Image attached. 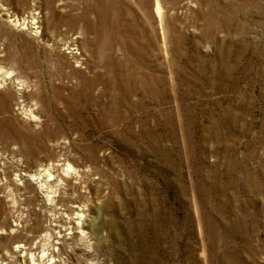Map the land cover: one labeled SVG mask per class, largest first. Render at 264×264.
<instances>
[{"label": "rangeland", "instance_id": "1", "mask_svg": "<svg viewBox=\"0 0 264 264\" xmlns=\"http://www.w3.org/2000/svg\"><path fill=\"white\" fill-rule=\"evenodd\" d=\"M162 2L0 0V264H264V0Z\"/></svg>", "mask_w": 264, "mask_h": 264}, {"label": "bare ground", "instance_id": "2", "mask_svg": "<svg viewBox=\"0 0 264 264\" xmlns=\"http://www.w3.org/2000/svg\"><path fill=\"white\" fill-rule=\"evenodd\" d=\"M152 1H153L154 6H155L154 13H155L158 21H160V25H162V27L164 26V22H166L165 19L168 16V14H170V15L176 14L181 9V6H179L178 4L172 6L170 9L169 8L166 9L164 6H162L163 0H137V3L143 11L151 13V2ZM185 4H189V3L187 2ZM0 9L4 10L3 11L4 13L2 15H6L8 17L9 22L16 23L17 25H20V26L25 25V24L27 25V22H28L27 18L26 19L24 18L23 22L21 23L20 22L21 19H19V17L17 16V13L10 11L7 7H3V6H1ZM105 11H106V9H104V8L103 9H97L98 13L101 12L102 14H104ZM170 15L168 17H170ZM149 16H151V15H149ZM30 19H31V21H30L31 26H34L35 24H38L41 22L40 16L36 17V14H34V13L31 14ZM34 28L38 29V28H41V26H34ZM75 50H76V47H75ZM0 73H1V71H0ZM3 84L5 85L6 81H3L2 85ZM28 113L30 115L32 114L30 110H28ZM91 172H92V170L89 168H86V170L74 168L70 163L67 162V159H58L55 161V163H49V165H47L46 168H44L43 170L40 171L39 175H37V174L31 175L35 179L41 180L43 182V186L46 187L47 189L50 188L49 182L53 181L56 183V187H60V189L63 188L66 190V191H61V192L59 191L60 195L57 196V198H56V204L66 206V207H68V209L73 211L74 215L69 219L70 224H72L71 230H78L79 229V227H77V226L82 225V223L84 222V219L86 218L85 215L88 214L86 211L89 210L88 205H85L83 202H81V199L83 200V198H84L83 194H80V193L77 194V193H75V191H72V189L75 188V181L76 180L80 179V180H83L85 182V180L87 179L86 176L89 175ZM69 177H71V178L68 179ZM62 209H63V207H62ZM65 210L66 209H63V211H65ZM89 222H90V220H89ZM89 226H91V224ZM15 227L17 228L18 225H11L10 226L11 233L19 231L18 229H15ZM56 227H58V226H56ZM59 228L62 229L63 225H59ZM67 230H68V228L62 230V231H64V235L63 236L61 235L60 237L66 239V240L74 239V237H71V238L67 237L68 235L71 234V233H66ZM62 231H60V232H62ZM82 233H86V232L83 231ZM74 234H79V232H75ZM75 238H77V237H75ZM19 242H21V240ZM34 249H38V247L31 248V247H26L23 245H18L16 247L15 252L20 254V256L13 257L15 260L14 262H20L18 264H26V263L38 264L37 263V257H41L42 259H44L45 256H48V255H45L44 251L42 252L43 253L42 255L40 254V252L38 254L36 252L33 253L32 251ZM51 258H52V254H51Z\"/></svg>", "mask_w": 264, "mask_h": 264}, {"label": "built area", "instance_id": "3", "mask_svg": "<svg viewBox=\"0 0 264 264\" xmlns=\"http://www.w3.org/2000/svg\"><path fill=\"white\" fill-rule=\"evenodd\" d=\"M75 49H73L72 51H74ZM73 53V52H72Z\"/></svg>", "mask_w": 264, "mask_h": 264}]
</instances>
